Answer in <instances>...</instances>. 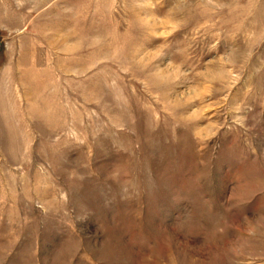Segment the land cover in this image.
<instances>
[{"label": "rangeland", "instance_id": "1", "mask_svg": "<svg viewBox=\"0 0 264 264\" xmlns=\"http://www.w3.org/2000/svg\"><path fill=\"white\" fill-rule=\"evenodd\" d=\"M0 264H264V0H0Z\"/></svg>", "mask_w": 264, "mask_h": 264}]
</instances>
